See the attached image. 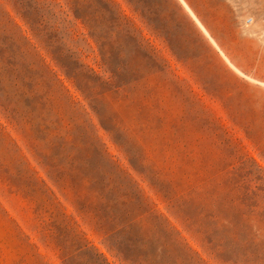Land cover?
Masks as SVG:
<instances>
[{"label":"rangeland","instance_id":"obj_1","mask_svg":"<svg viewBox=\"0 0 264 264\" xmlns=\"http://www.w3.org/2000/svg\"><path fill=\"white\" fill-rule=\"evenodd\" d=\"M223 70L175 0H0V264H264V113Z\"/></svg>","mask_w":264,"mask_h":264},{"label":"crops","instance_id":"obj_2","mask_svg":"<svg viewBox=\"0 0 264 264\" xmlns=\"http://www.w3.org/2000/svg\"><path fill=\"white\" fill-rule=\"evenodd\" d=\"M234 82L232 97L264 113V35L245 24L240 0H175Z\"/></svg>","mask_w":264,"mask_h":264},{"label":"built area","instance_id":"obj_3","mask_svg":"<svg viewBox=\"0 0 264 264\" xmlns=\"http://www.w3.org/2000/svg\"><path fill=\"white\" fill-rule=\"evenodd\" d=\"M251 22H252V19H247V20L245 21V24L249 25Z\"/></svg>","mask_w":264,"mask_h":264}]
</instances>
